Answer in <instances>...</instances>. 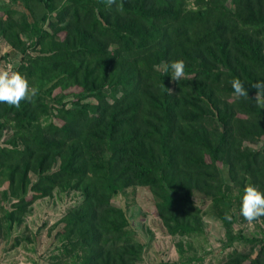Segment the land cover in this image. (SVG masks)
<instances>
[{
  "label": "trees",
  "instance_id": "trees-1",
  "mask_svg": "<svg viewBox=\"0 0 264 264\" xmlns=\"http://www.w3.org/2000/svg\"><path fill=\"white\" fill-rule=\"evenodd\" d=\"M11 1L32 14L17 19L0 7V36L23 52L38 49L11 68L35 95L0 102L11 221L55 188L79 190L57 233L65 240L58 256L141 264L144 243L113 203L128 187L151 190L170 235H204L198 196L209 197L228 231L244 219V187L264 191V96L252 87L264 80V0ZM176 59L185 62L179 81L167 70ZM234 78L248 97L233 94ZM246 240L220 264H264V239ZM176 246L178 261L157 264H205L188 254L192 244Z\"/></svg>",
  "mask_w": 264,
  "mask_h": 264
},
{
  "label": "rangeland",
  "instance_id": "rangeland-1",
  "mask_svg": "<svg viewBox=\"0 0 264 264\" xmlns=\"http://www.w3.org/2000/svg\"><path fill=\"white\" fill-rule=\"evenodd\" d=\"M5 5L18 11L17 19L26 13L32 14L11 0H0V7ZM39 10L42 6L37 4L35 13ZM37 53L38 49L33 51L30 47L23 52L22 48L11 46L0 36V69H17L22 61ZM5 145L11 146L0 140V146ZM253 146L262 147V142ZM3 179L0 176V264H70L71 258L58 256L65 240L57 233L63 227L66 211L82 199V193L70 188H55L50 195L21 208L22 215L11 221L7 213L14 209L13 198L4 199L2 189L7 184ZM208 199L206 196L196 199L205 206L202 212L205 233L197 238L168 234L156 214L157 199L146 186L128 187L113 198V203L125 209L131 227L144 243L141 264L178 261L180 253L176 245L180 240L192 244V250L188 251L190 256L202 257L205 264H220L232 249L249 247L246 237L264 239V216L252 222L236 217L237 222L228 231Z\"/></svg>",
  "mask_w": 264,
  "mask_h": 264
},
{
  "label": "clouds",
  "instance_id": "clouds-1",
  "mask_svg": "<svg viewBox=\"0 0 264 264\" xmlns=\"http://www.w3.org/2000/svg\"><path fill=\"white\" fill-rule=\"evenodd\" d=\"M114 0H108L112 4ZM185 62L182 59L169 61L167 70L172 80L179 81L184 76ZM245 84L238 78L231 80V88L233 94L237 97H248ZM257 90L256 99L264 96V80H257L252 84ZM36 93V89L31 87L27 78L19 71L11 70V68L0 69V102L11 106H19L21 100H28ZM240 215L252 222L253 220L264 216V191L257 186L248 184L243 189L240 198ZM230 220L231 216H225Z\"/></svg>",
  "mask_w": 264,
  "mask_h": 264
},
{
  "label": "built area",
  "instance_id": "built-area-1",
  "mask_svg": "<svg viewBox=\"0 0 264 264\" xmlns=\"http://www.w3.org/2000/svg\"><path fill=\"white\" fill-rule=\"evenodd\" d=\"M12 70V69H11Z\"/></svg>",
  "mask_w": 264,
  "mask_h": 264
}]
</instances>
